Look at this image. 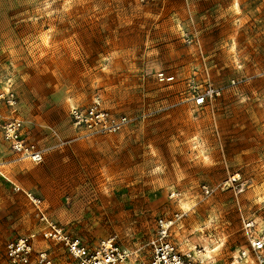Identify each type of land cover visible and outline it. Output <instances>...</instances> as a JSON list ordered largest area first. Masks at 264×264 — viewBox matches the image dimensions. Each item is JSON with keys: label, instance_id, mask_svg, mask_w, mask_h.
Here are the masks:
<instances>
[{"label": "rangeland", "instance_id": "obj_1", "mask_svg": "<svg viewBox=\"0 0 264 264\" xmlns=\"http://www.w3.org/2000/svg\"><path fill=\"white\" fill-rule=\"evenodd\" d=\"M0 56L16 97L0 99V264L31 233L27 264H73L29 193L90 250L113 237L116 264L148 259L161 222L192 264H259L244 223L264 230V0H0ZM97 98L130 124L84 135L69 109ZM13 116L41 162L3 138Z\"/></svg>", "mask_w": 264, "mask_h": 264}, {"label": "built area", "instance_id": "obj_2", "mask_svg": "<svg viewBox=\"0 0 264 264\" xmlns=\"http://www.w3.org/2000/svg\"><path fill=\"white\" fill-rule=\"evenodd\" d=\"M173 78V76H166L162 72L158 73V79L160 81H170ZM217 93V89L208 87L206 92L197 98V102L201 104L205 97H212ZM5 98L8 105L14 108L16 105L14 93L8 92L4 95L0 93V99ZM69 114L73 125L77 129L84 131V135L106 134L120 130L132 121L127 115H115L103 108L98 98L85 107L72 105L69 109ZM23 124V120L15 116L5 120L2 124L3 138L18 158L29 159L39 163L44 159L48 148H41L35 143L29 142L23 135ZM77 138L70 139L68 142L76 140ZM59 140L61 141L60 138ZM203 190L205 193H209V188L206 185L203 186ZM28 197L34 207L36 216L43 224L41 231L44 237L63 242L69 254L72 256L73 264H116L117 262H124L130 257V253L122 249L113 237L102 239L97 247L90 250L80 240L68 237L63 227L50 220L45 212L41 198L30 193ZM254 225L249 220L244 223V228L249 235L248 239L254 252V259L259 264H264V230L255 234V231L252 230ZM34 236L35 233H31L28 236L8 243L6 256L10 262L14 264H27L30 261ZM150 245V257L146 260L141 259L136 261V264H192L189 259L190 255L179 250L178 246L169 239L167 223H160L159 232L150 241ZM242 256L244 257L246 254L242 252ZM37 259L40 264H54L44 251L39 253Z\"/></svg>", "mask_w": 264, "mask_h": 264}]
</instances>
